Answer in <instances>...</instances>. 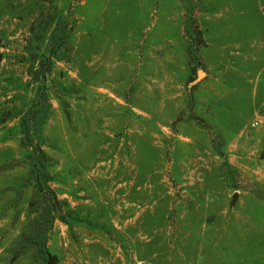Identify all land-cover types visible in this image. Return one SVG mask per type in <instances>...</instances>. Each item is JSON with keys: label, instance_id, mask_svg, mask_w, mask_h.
<instances>
[{"label": "rangeland", "instance_id": "374dc122", "mask_svg": "<svg viewBox=\"0 0 264 264\" xmlns=\"http://www.w3.org/2000/svg\"><path fill=\"white\" fill-rule=\"evenodd\" d=\"M50 212L57 264H264V0H0V264Z\"/></svg>", "mask_w": 264, "mask_h": 264}, {"label": "trees", "instance_id": "16d2710c", "mask_svg": "<svg viewBox=\"0 0 264 264\" xmlns=\"http://www.w3.org/2000/svg\"><path fill=\"white\" fill-rule=\"evenodd\" d=\"M47 62V64H46ZM47 65L48 71L51 70L52 61L51 58L41 61V69H44V66ZM39 99H45V92L39 93ZM37 158L32 164L31 172L34 176L35 187L37 198H39V204L44 202L46 203L47 209L52 207L56 210L59 205V201L53 189L48 185V182L51 181V173L46 171V160L48 159L44 150L41 147L38 148ZM63 217V216H59ZM53 216L49 215L48 224L43 223L39 219H31V224L34 226L33 230L29 232V235L25 236V243L30 244L31 246H36L38 249L42 261L44 264H57L58 260L55 255H52L46 246V233L51 223ZM24 238V237H23Z\"/></svg>", "mask_w": 264, "mask_h": 264}, {"label": "water", "instance_id": "95a60500", "mask_svg": "<svg viewBox=\"0 0 264 264\" xmlns=\"http://www.w3.org/2000/svg\"><path fill=\"white\" fill-rule=\"evenodd\" d=\"M234 198H235V196H234Z\"/></svg>", "mask_w": 264, "mask_h": 264}]
</instances>
